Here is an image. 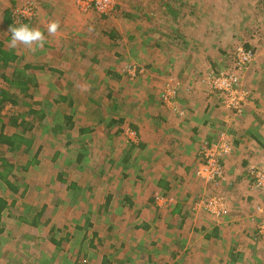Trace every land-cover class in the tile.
Returning a JSON list of instances; mask_svg holds the SVG:
<instances>
[{
  "label": "rangeland",
  "instance_id": "374dc122",
  "mask_svg": "<svg viewBox=\"0 0 264 264\" xmlns=\"http://www.w3.org/2000/svg\"><path fill=\"white\" fill-rule=\"evenodd\" d=\"M3 1L10 5L9 1ZM261 1L264 0L226 2L231 5L229 9L234 8L237 15L241 16L242 13L248 14L250 9L253 11L255 6L251 2L259 5ZM27 2L25 0L16 8H22ZM125 2L121 0L111 15L100 16L93 12V16L86 20L92 25L88 34H93L94 38L101 36L104 41L112 44H104L106 56L103 55L101 65L89 61L95 55V50L88 51L85 64L80 66L84 77H76L74 71L66 72L69 78L65 76V80L74 81L75 84L71 85L70 90L79 92L60 94L52 92L53 89L47 86L45 92L34 87L16 90L15 86L6 84L0 78V134L18 143L24 141L12 152H8L7 147L5 150L0 147V172L3 170L1 160H8L14 166L9 180L20 187L19 191L14 192L0 179V196L8 203L0 216V264H120L131 258V253H140L157 246V235L168 226L166 220L160 218L159 208H171L177 198L164 190L157 171L148 168V150L144 151L143 133L138 125L163 106L180 113L175 102L177 96L170 104L163 100L166 89L178 87V82L173 80L165 85L164 78L177 72L174 71V65H170L173 68L168 70L161 67L168 62L157 60L161 58L159 54H162L156 53L159 49L157 40L161 36L158 21L147 20L145 17V22L140 20L139 23L137 19L143 17V0ZM76 8L80 14L83 13L77 3ZM127 9L137 11L138 15L129 19ZM260 9L259 19H264V2ZM35 13L33 23L38 19L37 6ZM217 21L220 24L215 22L218 25L215 29L205 31L210 27L206 23L207 28L199 31L211 39L222 27L223 22L220 19ZM259 26L257 24L239 36L234 31L233 42L240 44L216 43L215 38L213 41L208 39L212 43L206 41L209 44H206L207 49L214 53H210V56L216 55L219 48L223 49L224 54V60L220 63L201 69L210 89L209 76L220 72H235L237 49L250 45L256 57L240 77L241 91L249 96L242 86L244 77L258 60L264 64V37ZM148 27L153 34L150 37L145 34ZM220 33L228 36L231 31L221 30ZM110 35L114 36V40H111ZM132 42H135V47L131 45ZM127 45L128 49H133L129 56H123L122 59L118 57L116 64L111 66V57L109 59L108 56L111 51L114 53L117 48L123 51ZM171 48L168 46L166 51L170 52ZM196 48L193 47L194 50ZM176 53L179 58L180 52ZM176 53L172 54L175 56ZM93 66H96L95 72ZM108 69H113L109 70L110 75ZM0 72L8 73L6 69ZM78 81L84 86H76ZM64 89L60 87L58 91ZM217 98L221 106L233 111L227 108L225 97L219 95ZM248 99L241 105L240 112L233 111L236 115L242 113ZM81 128L87 130L82 133ZM216 141L214 143L218 144ZM198 170L195 173L198 180H203L211 187L221 184L222 180L214 183L202 179L197 174ZM179 176L181 180L184 179L178 173L173 177L174 183ZM133 192L141 202L152 200L147 205L151 209L148 210V221L144 222L147 228L143 227L141 221L125 216V213L132 212V206L128 208L130 211L126 210L125 199L128 193ZM214 196L223 198L227 205V198L220 193H212L210 196L200 194L198 198L201 201ZM160 197L165 199L164 204L160 202ZM251 197L247 200L248 204L256 205V196ZM257 199L260 200L259 196ZM198 201L194 203L195 212L201 210L216 217L196 207ZM134 210L136 214L137 207ZM94 241L95 246H91L90 243Z\"/></svg>",
  "mask_w": 264,
  "mask_h": 264
},
{
  "label": "crops",
  "instance_id": "0c3cea01",
  "mask_svg": "<svg viewBox=\"0 0 264 264\" xmlns=\"http://www.w3.org/2000/svg\"><path fill=\"white\" fill-rule=\"evenodd\" d=\"M7 1L11 6L0 0V71L6 69L8 73L0 72V78L6 84L15 86L16 90L34 87L45 92L47 86L53 89L52 92L60 94L79 92L70 90L74 81L65 80V76L69 78V75H65L66 72L74 71L76 77H84L80 66L85 64L88 51L95 50V55L89 61L101 65L103 55L106 56L104 44H112L104 41L101 36L94 38L93 34H88L92 25L86 20L93 16V12L80 14L76 8L78 0H26L35 2L38 10V19L30 26L43 27L49 21L58 20L60 29L55 37L48 36L45 30L47 42L36 51L23 46L10 49L7 46L10 39L8 29L15 22L16 6L25 0ZM226 1L229 0H143L141 3L143 17H137L139 23L140 20L145 22V17L159 23L161 36L157 40L159 49L156 53L162 54H159L161 58L157 60L168 62L161 66L168 70L173 68L170 65L175 67L174 71L177 73L169 74L164 79L165 85L171 80L178 82L175 102L181 111L178 114L161 104L164 109L158 108V111L149 114L146 121L138 127L143 133V148L146 147L144 151L148 150V168L157 171L164 190L177 199L171 208H159V216L166 220L168 226L157 235L158 245L140 253H131L133 256L120 264H264V238L258 233L264 222V192L252 188L248 176L251 166L264 167V64L258 60L246 73L242 86L249 93V99L242 113L237 115L221 106L218 96L212 93L205 82L206 76L201 73L204 66L213 67L224 60L222 48L218 49L216 55L210 56L212 52L207 49L206 41H213L215 38L216 43L233 44L234 31L239 36L257 24H260L259 29L263 33L264 19L259 17L264 1L259 2V5L251 2L255 7L253 11H247L250 17L243 13L241 16L237 15L234 8L229 9L228 6L231 5ZM135 15H138L137 11L127 9L129 19ZM219 19L223 22L220 31H231L227 37L219 31L209 39L208 35L199 31L207 28L206 23L210 27L205 31L215 29L218 26L215 22L220 24L217 21ZM149 29L150 27L145 33L147 37L153 35ZM133 35H130L131 39H134ZM202 35L203 39L199 40ZM109 37L114 40L113 35ZM224 37L226 40L222 41ZM131 45L135 47V42ZM128 46L123 51L120 48L114 49V53L111 51L108 55L109 59L111 57V66L116 64L118 57L122 59L123 56H129L133 49H128ZM168 46L172 47L170 52L166 51ZM195 46L196 50L193 49ZM175 49L180 52L179 58L176 57L178 51ZM173 52L176 53L175 56ZM95 68L93 66V71ZM109 70L113 69H108V75ZM79 85L84 86L83 83L76 82V86ZM60 87L65 89L60 92ZM86 130L81 128L82 133ZM216 140L219 144L227 143L231 147L229 153L220 159L224 179L218 187H211L203 180H198L195 173L200 167L198 153L206 144H212ZM0 147L2 150L7 147L8 152H12L19 146L3 144L0 139ZM178 173L184 179L181 180L179 176L174 183L173 177ZM10 185L13 190L19 191L20 187L11 182ZM10 185L6 183L8 189L12 190ZM212 193L224 194L227 198V211L220 218L201 210L194 211V203L200 200V194L210 196ZM251 196H256V205L248 204L247 200L249 197L252 199ZM125 201L126 210L130 211L128 208L132 206V212L125 213V216L141 221L143 227L147 228L144 222L148 221V210H151L148 202L152 200L141 202L133 192L128 193ZM1 202L5 207L3 210L0 208V216L8 207L7 200L0 196ZM135 207L136 214L133 213ZM90 244L95 246V241Z\"/></svg>",
  "mask_w": 264,
  "mask_h": 264
},
{
  "label": "built area",
  "instance_id": "2783aa9c",
  "mask_svg": "<svg viewBox=\"0 0 264 264\" xmlns=\"http://www.w3.org/2000/svg\"><path fill=\"white\" fill-rule=\"evenodd\" d=\"M120 1L121 0H78L77 4L84 13L96 12L100 16H108L112 14ZM35 9L36 6L34 3L27 2L22 8L17 9L14 13L15 22L23 23L24 21H27L28 23H33L36 15ZM255 57L256 54L252 49L247 50L243 47H239L236 52L234 65L235 72H220L218 74H211L208 78L211 91L218 96L220 95L225 97L227 108L233 111L240 112L241 105L244 104L248 99L247 93L241 91L240 77L243 71L252 65ZM237 73H239L240 76ZM176 96V89H166L163 95V100L165 103L170 104L171 100L175 99ZM228 152V146L225 144H219V142L218 144H206L204 149H201L199 153L201 166L199 167L197 174L202 179H206L209 182L214 181L215 183L216 181L223 180L225 174L220 159ZM248 171L250 184L253 186V188L264 192V167L251 166ZM159 200L160 202H163V204L166 202L165 199L161 197ZM196 207L204 209L219 218L223 216L227 205L223 198L214 196L208 200H199ZM258 211H261V209L258 208ZM258 233L260 237L264 238V222H262L260 225Z\"/></svg>",
  "mask_w": 264,
  "mask_h": 264
},
{
  "label": "clouds",
  "instance_id": "9594fccd",
  "mask_svg": "<svg viewBox=\"0 0 264 264\" xmlns=\"http://www.w3.org/2000/svg\"><path fill=\"white\" fill-rule=\"evenodd\" d=\"M60 29V22L49 21L46 26L43 27H33L27 23H20L18 26L11 25L8 29L10 33V40L7 46L10 49H16L20 46L24 48L36 51L44 47L47 42V37L45 36V30L48 36L55 37Z\"/></svg>",
  "mask_w": 264,
  "mask_h": 264
},
{
  "label": "trees",
  "instance_id": "16d2710c",
  "mask_svg": "<svg viewBox=\"0 0 264 264\" xmlns=\"http://www.w3.org/2000/svg\"><path fill=\"white\" fill-rule=\"evenodd\" d=\"M23 23H27V21H24ZM250 45H246L244 48L249 50L251 47H249ZM3 53V52H2ZM1 141L3 142V144H8L12 147H14L15 145L16 146H19L18 144H20V146L22 145V143L24 142L23 140L19 141V143L14 140L13 138H8L6 136H4L3 134H1V137H0ZM2 168L3 170L0 172V179L3 180L5 183H7V185H10V182H9V177L11 175V171L13 170V165H11V163L8 162V160H5L3 159L2 160ZM10 188H12L13 190V186L10 185ZM14 192H17L16 189L13 190ZM5 207V204L3 202L0 203V208L1 210H3V208ZM42 214L39 215V217H41ZM38 217V218H39ZM53 240V239H52ZM53 242H56L53 240Z\"/></svg>",
  "mask_w": 264,
  "mask_h": 264
}]
</instances>
